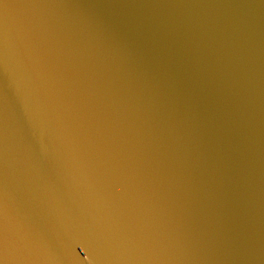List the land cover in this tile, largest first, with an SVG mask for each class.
I'll use <instances>...</instances> for the list:
<instances>
[{"label":"water","instance_id":"1","mask_svg":"<svg viewBox=\"0 0 264 264\" xmlns=\"http://www.w3.org/2000/svg\"><path fill=\"white\" fill-rule=\"evenodd\" d=\"M0 264H264V0H0Z\"/></svg>","mask_w":264,"mask_h":264}]
</instances>
